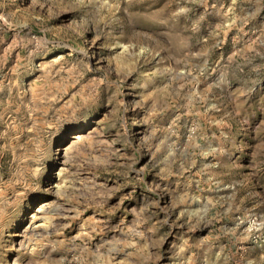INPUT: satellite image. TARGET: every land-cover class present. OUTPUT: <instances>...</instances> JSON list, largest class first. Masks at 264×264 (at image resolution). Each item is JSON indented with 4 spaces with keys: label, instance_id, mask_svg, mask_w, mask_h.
Returning <instances> with one entry per match:
<instances>
[{
    "label": "rangeland",
    "instance_id": "374dc122",
    "mask_svg": "<svg viewBox=\"0 0 264 264\" xmlns=\"http://www.w3.org/2000/svg\"><path fill=\"white\" fill-rule=\"evenodd\" d=\"M0 264H264V0H0Z\"/></svg>",
    "mask_w": 264,
    "mask_h": 264
}]
</instances>
